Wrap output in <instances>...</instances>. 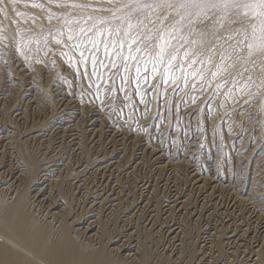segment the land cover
Listing matches in <instances>:
<instances>
[{"label": "rangeland", "instance_id": "obj_1", "mask_svg": "<svg viewBox=\"0 0 264 264\" xmlns=\"http://www.w3.org/2000/svg\"><path fill=\"white\" fill-rule=\"evenodd\" d=\"M14 1L0 0L2 204L124 264H264V53L212 75L221 51L247 57L256 22L194 19L169 67L143 51L155 29L125 35L131 0ZM200 31L223 39L193 64L180 37Z\"/></svg>", "mask_w": 264, "mask_h": 264}, {"label": "snow or ice", "instance_id": "obj_2", "mask_svg": "<svg viewBox=\"0 0 264 264\" xmlns=\"http://www.w3.org/2000/svg\"><path fill=\"white\" fill-rule=\"evenodd\" d=\"M79 5H73V7H78ZM125 7L129 8L127 16V30L125 35H128L134 28H143L147 29L149 33L155 29L156 40L155 45L151 43V35H149L146 40L147 43L143 45V51L148 52L149 55H152L156 58L157 62H162L165 57L168 58V66L171 67L172 61L176 60V51L177 48L172 44V39H175V36L172 35L173 32L183 31L184 21L187 20L189 27V36L192 34V26H194L193 17L206 19L208 18L209 13L213 9H224L228 8L241 9L243 8L244 15H251V18L256 22L252 25L253 28V37L257 40V43H248L247 47V57L236 55L231 65H227L228 60H232V54L226 52V50L221 51L220 55V64L215 65L216 71L212 73L213 76L220 75L223 72H227L228 67L235 69L233 72H228V76L235 77L237 75H243L241 69L236 68L237 61L247 62L248 59L253 55L254 50H258L261 53H264V0H131V2ZM144 10H147V14H144ZM137 12L141 15H144V19L141 20L137 17L136 24L132 23V13ZM174 12L175 15L171 13ZM155 14V20L152 19V15ZM179 17V19H177ZM123 19V17L121 18ZM149 25L153 27L150 28ZM157 25H159L157 27ZM179 25V27H177ZM259 31V37H256V32ZM200 39H189L187 36L181 35L180 39L184 44L193 46L194 50L190 53L186 50L185 56L192 58V63H197V57L204 56L208 53H212L217 45L216 40L223 39L222 36L212 33L211 36L213 39H208V34L203 31L199 32ZM170 37V38H168ZM71 39V37H69ZM137 43L135 37L132 38L129 43V48L131 49L132 44ZM227 43V41H225ZM199 45V47H196ZM124 44L121 42L120 47L123 48ZM183 46V44L181 45ZM228 47L233 48V52H237L238 48L229 44ZM107 48V46H106ZM136 51H141L140 48H137ZM111 54V53H109ZM83 58V53H81ZM135 59V57H132ZM95 60V57L93 58ZM127 61L128 57H124ZM207 61L209 63L213 62L212 55H207ZM202 62V61H201ZM251 63L255 65V61L251 60ZM125 69L128 65L125 63ZM243 71H248L247 68L243 67ZM137 68V72H139ZM260 76L264 80V64H262L260 69Z\"/></svg>", "mask_w": 264, "mask_h": 264}, {"label": "bare ground", "instance_id": "obj_3", "mask_svg": "<svg viewBox=\"0 0 264 264\" xmlns=\"http://www.w3.org/2000/svg\"><path fill=\"white\" fill-rule=\"evenodd\" d=\"M6 1H7L8 6L11 9H14L13 6L15 4V1L14 0H6ZM221 10L222 9H213L211 12H217L218 14V11H221ZM225 11H227L228 13H232L239 17H249V18L251 17L250 14L248 16H245L243 14L245 11L243 8L241 9L228 8ZM14 15H15V18L18 20H23L25 17V15L20 12ZM196 18L197 17H193V21ZM183 23H184V27H183V30H184L189 25L187 24V20H185ZM177 27H179V25H177ZM1 31L4 32V28H1ZM259 35H260L259 31H257L256 37H259ZM250 41L251 43L258 42L253 37V29L250 32ZM20 199L21 198H19L18 202L15 201L16 202L15 204L12 203L14 205H11V206H5L4 203L2 204V201H1L2 199L0 200V235L3 236V238L0 240V264H124L123 261H118V260L114 261L110 259L109 256L106 254L108 253L107 250H106V253L101 252V253L85 254L83 250L80 249L75 244L74 240L70 237L69 233L65 230L63 231V233H61V236L59 235L60 237L56 241L50 242L49 240L50 235L47 234L46 231L43 230L44 231L43 232L41 230L42 228L36 229L34 227L33 222H31L30 220H27L23 216L24 209L22 210V201H20ZM10 203L11 202H9V204ZM6 205L8 204L6 203ZM89 229L90 228H87L86 230H89ZM120 249L122 248L118 247V248H113L112 250L123 252V250H120ZM124 251H128V250L125 249Z\"/></svg>", "mask_w": 264, "mask_h": 264}]
</instances>
